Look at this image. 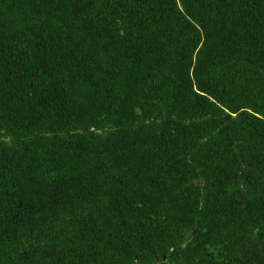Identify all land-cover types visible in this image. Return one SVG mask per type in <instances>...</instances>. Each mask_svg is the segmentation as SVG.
<instances>
[{
  "label": "trees",
  "instance_id": "16d2710c",
  "mask_svg": "<svg viewBox=\"0 0 264 264\" xmlns=\"http://www.w3.org/2000/svg\"><path fill=\"white\" fill-rule=\"evenodd\" d=\"M0 264H264V0H0Z\"/></svg>",
  "mask_w": 264,
  "mask_h": 264
}]
</instances>
